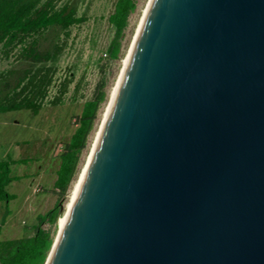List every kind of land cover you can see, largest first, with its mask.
<instances>
[{
  "label": "water",
  "instance_id": "1",
  "mask_svg": "<svg viewBox=\"0 0 264 264\" xmlns=\"http://www.w3.org/2000/svg\"><path fill=\"white\" fill-rule=\"evenodd\" d=\"M44 264H264V0H149Z\"/></svg>",
  "mask_w": 264,
  "mask_h": 264
},
{
  "label": "rangeland",
  "instance_id": "2",
  "mask_svg": "<svg viewBox=\"0 0 264 264\" xmlns=\"http://www.w3.org/2000/svg\"><path fill=\"white\" fill-rule=\"evenodd\" d=\"M115 1L57 0V7L64 4L75 5L77 16H83L84 20L72 25L68 29L67 37L55 27L49 28L39 37L41 49H48L55 43L65 44L55 63L56 71L48 88L47 99L37 115L27 109L0 112V161L11 164L20 158L27 160L26 164L11 165V173L20 178L9 183L6 188L14 195L13 199L8 203L0 201L1 239L31 235L36 216L47 212L56 202L58 194L53 188V182L59 164L58 154L77 126V116L84 101L92 95L100 77V66L105 65L106 100L97 111L86 146L80 153L77 172L61 199L60 216L52 225L42 224V228L50 230L53 239L58 234V220L64 213V205L72 185L87 158L102 114L110 101L111 90L116 83L122 60L147 3V0H135L136 7L128 17L119 57L108 60L106 49L114 29L107 18L113 11ZM18 50V47L14 49L8 58L0 56V73L8 70L20 71L26 66L25 62L17 58ZM16 74L11 75V78H15ZM64 80H68L67 89L59 95ZM55 97H60V102L53 104ZM40 166L48 167L45 168L46 171L40 172L41 169L37 172Z\"/></svg>",
  "mask_w": 264,
  "mask_h": 264
},
{
  "label": "trees",
  "instance_id": "3",
  "mask_svg": "<svg viewBox=\"0 0 264 264\" xmlns=\"http://www.w3.org/2000/svg\"><path fill=\"white\" fill-rule=\"evenodd\" d=\"M56 1L0 0V56L8 58L18 47L17 58L26 63L20 71L8 70L0 73V112L27 109L37 115L47 99L48 88L56 71L55 63L65 44L55 43L48 49H41L39 37L52 27L64 32L67 37L68 29L84 20L83 16H77L75 5L64 4L57 7ZM135 7V0L115 1L113 11L107 18L114 29L106 49L108 60L119 57L128 17ZM14 73H17L15 78H11ZM67 85L68 80H64L59 95L66 91ZM105 86V65H101L100 77L92 95L84 101L77 116V126L58 154L59 164L53 183V188L58 194L56 202L47 212L36 216L31 235L0 238V264H44L54 239L50 230L42 228V224L52 225L60 216L61 199L77 172L80 153L86 146L97 111L106 100ZM58 102L60 97H55L53 104ZM16 163L26 164L27 160L20 158L11 164L0 161V201L5 203L14 196L6 189L8 184L20 178L11 173V165Z\"/></svg>",
  "mask_w": 264,
  "mask_h": 264
},
{
  "label": "bare ground",
  "instance_id": "4",
  "mask_svg": "<svg viewBox=\"0 0 264 264\" xmlns=\"http://www.w3.org/2000/svg\"><path fill=\"white\" fill-rule=\"evenodd\" d=\"M148 2H149V0H147V3L145 4V6H144V8H143V10H142V15H141L140 20H139V22H138V24H137V26H136V28H135L134 35H133V37H132V39H131V41H130L131 44L128 46V49H127L128 51H127V53H126V56H125V57L123 58V60H122L120 72H118L119 74H118V76H117V80H115L116 83H114V87H113L112 90H111L110 101H111V99H112L113 93H114L115 88H116V86H117V84H118V81H119V79H120V76H121V74H122V71H123V69H124V67H125V64H126V61H127V58H128V55H129V52H130V49H131V46H132V43H133L134 37H135V34H136V32H137L138 26H139V24H140V21H141V19H142V16H143V14H144V11H145V9H146V7H147ZM110 101H109V103H108V106H107V107L105 106L106 108H105V110H104V112H103V114H102V118H101V121H100V123H99V125H98V129H97V131L95 132L94 137H93V139H92V142H91V145H90V149H89V152H88L87 158H86V160H85V162H84V164H83V166H82L80 172L78 173V175H77V177H76V180L74 181V183H73V185H72V188H71L70 193H69V197H68V199H67V201H66V203H65V205H64V213L62 214V216H61V217L59 218V220H58V223H57L58 233H59V231H60V229H61V227H62V224H63V222H64V220H65V217H66V215H67V213H68L69 207H70L71 202H72V200H73L74 194H75L76 189H77V187H78L79 181H80L81 176H82V174H83L84 168H85L86 163H87L88 158H89V155H90V153H91V151H92V148H93V146H94V143H95V141H96V138H97V136H98V133H99V131H100V128H101L102 123H103V121H104V118H105L106 112H107V110H108V107H109ZM100 117H101V116H100Z\"/></svg>",
  "mask_w": 264,
  "mask_h": 264
},
{
  "label": "crops",
  "instance_id": "5",
  "mask_svg": "<svg viewBox=\"0 0 264 264\" xmlns=\"http://www.w3.org/2000/svg\"><path fill=\"white\" fill-rule=\"evenodd\" d=\"M48 167V166H47ZM47 167H45L46 169H47ZM43 166H40V169H38V171L37 172H39V170H41L42 169V171H40V172H43V171H46V169H45ZM57 170V169H56ZM56 170H55V175H56ZM56 179V178H55ZM55 181V180H54ZM54 183V182H53Z\"/></svg>",
  "mask_w": 264,
  "mask_h": 264
},
{
  "label": "built area",
  "instance_id": "6",
  "mask_svg": "<svg viewBox=\"0 0 264 264\" xmlns=\"http://www.w3.org/2000/svg\"><path fill=\"white\" fill-rule=\"evenodd\" d=\"M105 55V54H104Z\"/></svg>",
  "mask_w": 264,
  "mask_h": 264
}]
</instances>
